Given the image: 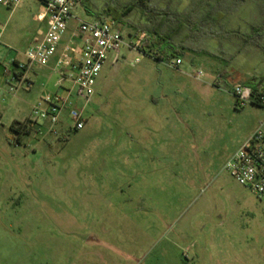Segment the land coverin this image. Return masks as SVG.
<instances>
[{
    "label": "rangeland",
    "instance_id": "1",
    "mask_svg": "<svg viewBox=\"0 0 264 264\" xmlns=\"http://www.w3.org/2000/svg\"><path fill=\"white\" fill-rule=\"evenodd\" d=\"M78 1L81 20L116 15L126 44L136 40L129 33L154 29L165 14L174 22L164 27L183 20L174 38L188 49L181 69L192 82L158 104L160 82L180 79L165 68L170 58L123 46L118 61L112 65L110 53L102 67L82 130L57 138L42 126L13 143L10 125L27 120L42 96L63 92L48 67L34 66L27 82L13 76L11 60L24 61L43 34L40 1L0 5V264H264V200L225 170L264 129V107L238 104L228 84L211 92L202 85L215 76L208 65L264 74V0H226L213 12L211 0H145L148 9L139 0ZM210 10L211 24L200 22ZM249 39L255 46L244 45ZM199 70L203 77L194 79ZM258 85L240 87L245 95ZM161 111L169 118L159 128ZM149 155L154 164L133 165Z\"/></svg>",
    "mask_w": 264,
    "mask_h": 264
},
{
    "label": "built area",
    "instance_id": "2",
    "mask_svg": "<svg viewBox=\"0 0 264 264\" xmlns=\"http://www.w3.org/2000/svg\"><path fill=\"white\" fill-rule=\"evenodd\" d=\"M25 0H0V5L15 9ZM43 11L38 21L45 24L41 37L35 38L24 53V61L11 60L14 79L19 82L29 81L27 74L37 67H48L54 59L53 71L59 79L57 88L63 93L46 94L32 106L26 124L35 126L40 132L45 126L54 137H61L84 128L85 104L95 94L96 80L110 53L115 61L123 46L140 51L145 34L139 35L134 43L126 44L125 32L119 24L109 18L91 21L81 20L73 10L78 0H39ZM75 20L74 25L70 22ZM154 58V57H153ZM137 58L133 64H137ZM172 68H178L181 58L167 60ZM204 73L195 72V78H202ZM252 91L244 95L240 86H236L233 95L236 102L244 105L250 102ZM84 101V105L79 104ZM16 142V135L11 139ZM225 170L240 186L248 189L257 199L264 200V129L257 128L229 158Z\"/></svg>",
    "mask_w": 264,
    "mask_h": 264
},
{
    "label": "crops",
    "instance_id": "3",
    "mask_svg": "<svg viewBox=\"0 0 264 264\" xmlns=\"http://www.w3.org/2000/svg\"><path fill=\"white\" fill-rule=\"evenodd\" d=\"M42 30L43 31L41 33H44L45 24H44V27ZM39 37H41V36H36L35 38H39ZM171 43H173L175 45L177 51H180L182 53H185L188 51V49L183 45V43L177 42L175 38H172ZM255 44H256V42L253 40H250V39L247 40L246 42H244L245 46L246 45L255 46ZM178 57L182 59V63L178 68L174 69V68L170 67L168 65V63L165 64V66H166L165 68L173 70L175 72V75H177L178 78H180V79L178 81L177 80H174V81L164 80V81H162V82H164V84L162 82H160V84H161L160 86H162V90H161L162 93L158 97L155 98V101L158 102V104L161 101H163L164 99H168V102H170V100L173 96L172 93H174L175 90L183 89V90L187 91V86L191 85V82H192V81H190V80H192V77H191L192 74H190L191 72L187 73V70L181 69V66H182L183 60H184V56H177L175 54L174 58H178ZM15 60L21 61L18 59H15ZM112 62H113L112 65H114L117 61H115V59H113ZM50 65L54 66V59L48 65V68L50 70H52L53 68H50ZM195 66L201 67V65H191L192 68ZM208 67L212 70V72L215 74V76L210 81H202V85L205 86V88L207 90L209 88L210 92H211V90H213L214 88L215 89L216 88L222 89L221 83L228 84L229 87H231V88L228 87V88H226V90L230 95L233 96L234 99H235V97L233 95V91H234V88L236 86H240L242 83L248 82L251 79H258V81H259L258 86H260V87H261L262 83H264V74H260V75L254 77L253 73L247 72V71H245V69H243L242 67H238L237 65H208ZM249 75H251V77ZM243 76H244V80H242V78H239V77H243ZM193 78L196 79L195 77H193ZM167 87L170 88L172 91L171 90L168 91ZM260 87L254 88L251 90L256 91L257 93L264 95V90H262ZM165 89H166V91H165ZM167 91L169 92V94L165 93ZM157 118H158V124H160L159 128L168 125L169 113H167L166 111L159 112L157 114ZM139 146H140V148H138V149H141V145H139ZM149 146L151 147L152 150H154L153 144H151ZM135 160L136 161L133 163V165L140 168L144 163H146V160H148V163L150 165L154 164L155 157H154V155H149V158L142 157L141 159L138 158Z\"/></svg>",
    "mask_w": 264,
    "mask_h": 264
},
{
    "label": "trees",
    "instance_id": "4",
    "mask_svg": "<svg viewBox=\"0 0 264 264\" xmlns=\"http://www.w3.org/2000/svg\"><path fill=\"white\" fill-rule=\"evenodd\" d=\"M209 0H202V4L207 5V2ZM213 2V6L214 8H211L212 12L218 8H225L224 4L226 0H211ZM236 3V2H235ZM235 3L232 4V6H230V8H232L233 6H235ZM138 5L145 7L146 9L147 6L145 4V0H139L137 2ZM136 6V4L129 6L126 8L125 12L123 13L122 16H125L130 10H132V7ZM228 8V7H227ZM211 10L208 12L207 16L205 17L206 19L201 20L200 22H204L205 24H211L212 20L208 17H210V13ZM105 16H103L104 14H98L96 13V18H109L112 19L114 21H116L118 23V18L116 15H113L112 17H108L110 14H108V11H105ZM166 18L162 19L160 21L159 25H156L154 27V29H144L141 31H135L134 33H129L128 35L130 36H135L136 38L138 37V35L143 32L145 34V39L142 42L141 46H140V51L143 54H148L152 57H154L156 60H161L164 59L165 57H175V54L177 56H183L184 53L177 51L176 49L171 48L170 46H167L166 48H163V46H166V44H170L171 45V40L172 38H174L175 35H177L180 30L182 29V26L184 25V22L182 20V23L180 25L179 28H171V26H168V24L173 23V19L170 18V16L168 14H165ZM170 19L169 23L167 24L166 27L165 23L166 21ZM172 20V22H171ZM119 24V23H118ZM250 102L260 106V107H264V95L257 93L256 91H252L251 97H250ZM9 130L11 131V133H13L14 135H16V142L17 144H21L22 143V138L24 136H28L34 132H37V129L35 126L32 125H28L26 124L25 121L22 122H18V121H14L11 125Z\"/></svg>",
    "mask_w": 264,
    "mask_h": 264
}]
</instances>
